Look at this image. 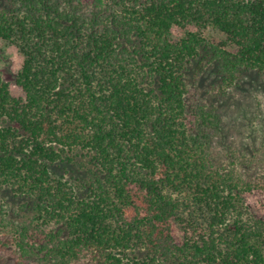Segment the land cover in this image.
<instances>
[{"label": "trees", "instance_id": "trees-1", "mask_svg": "<svg viewBox=\"0 0 264 264\" xmlns=\"http://www.w3.org/2000/svg\"><path fill=\"white\" fill-rule=\"evenodd\" d=\"M4 41L0 264H264L257 183L215 152L264 0H0Z\"/></svg>", "mask_w": 264, "mask_h": 264}, {"label": "rangeland", "instance_id": "rangeland-1", "mask_svg": "<svg viewBox=\"0 0 264 264\" xmlns=\"http://www.w3.org/2000/svg\"><path fill=\"white\" fill-rule=\"evenodd\" d=\"M203 32L207 40L219 42L224 38L212 26ZM0 47L1 67L9 77L21 68L23 58L9 42H0ZM221 109L227 139L225 144L217 145L215 152L225 167H235L245 180L257 183L246 193V203L255 216L264 219V76L256 74L244 81L235 96L222 102Z\"/></svg>", "mask_w": 264, "mask_h": 264}]
</instances>
